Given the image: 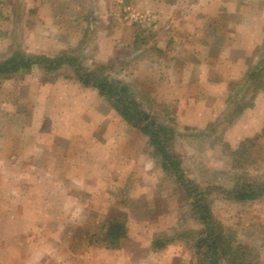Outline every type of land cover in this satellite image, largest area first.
<instances>
[{
    "label": "rangeland",
    "instance_id": "rangeland-1",
    "mask_svg": "<svg viewBox=\"0 0 264 264\" xmlns=\"http://www.w3.org/2000/svg\"><path fill=\"white\" fill-rule=\"evenodd\" d=\"M34 1L0 0V107L21 113L15 122L23 129L25 147L21 165H16V170H21L22 217L19 224L9 222L0 229V243L7 246L1 248L6 253H0V264H111L110 260L112 264H200L199 259L211 254L210 242L217 246L212 255L216 264H264V191L258 198L242 201L231 192L236 187L243 192L249 185L250 190L254 187V193L259 185L264 188V116L256 133L232 135L230 145L226 130L223 133L221 128L216 135L206 127V103L199 107L195 101H180L179 108L171 103L170 88L161 86V54L154 51L161 48V42L153 39L161 25L158 21L153 23L151 12L142 11L149 2L114 1L100 12L95 10V3L92 6V0H72L82 5L75 7L81 15L69 22V15L65 14L50 20L51 13L42 4L46 0H37V7ZM51 2L52 11H62L60 0ZM99 13H103L100 24L94 22ZM131 14L141 20L129 17L133 27L117 18ZM120 23L128 25L126 37L131 32L145 37L137 39V35L132 43L128 39L127 45L123 44L126 39L122 43L111 42L110 33L125 34ZM62 49L69 54L65 55L68 60L77 58L89 69L97 71L105 66L99 73L108 75L113 84H129L132 98L141 102L140 108L151 120L173 129V137L168 134L185 173L174 171L169 160V172L162 170L161 164L166 160L162 155L161 160L160 156L151 155L147 138L109 109L105 99L92 101L96 89L77 84L69 66L45 72L41 67L28 70V65L25 69L22 64L18 68L20 63L12 65L17 57L54 58ZM20 51L21 55H17ZM260 75L264 79V71ZM96 109L109 114L99 120ZM186 110L188 116L184 115ZM47 111L53 113L51 118L44 117ZM195 119L200 128L190 125ZM0 122L1 131L7 134L13 120L5 117ZM79 123L87 128V135L83 136L85 147L80 151L78 140L71 136ZM30 126L39 130L28 131L26 127ZM103 126V132L97 133ZM77 128L75 132L79 131ZM33 132L39 142L50 138L56 151H66L59 157L60 165L53 160L46 162L45 158L30 164L29 134ZM123 142L126 151L122 152L128 161L122 155L117 161H110L117 165L101 167L94 148L112 144L118 153ZM71 163L79 167L68 166ZM89 175L99 182L101 177L113 179L117 199L105 200L109 194L101 193L103 190L96 193L95 186L101 184H86ZM186 176L201 188L198 193L208 211L206 220L192 207L197 195L195 188L190 190L193 186L184 181ZM131 209L133 216L127 217L126 226L132 232L126 234L125 224L120 221L123 237L115 248L110 247L112 221L123 220V211ZM191 209L197 212L193 214ZM105 211H113V215L107 217ZM18 225H22L21 230ZM11 237H15V244L9 241ZM151 238L168 242L165 248L157 249L153 240L147 245Z\"/></svg>",
    "mask_w": 264,
    "mask_h": 264
},
{
    "label": "crops",
    "instance_id": "crops-1",
    "mask_svg": "<svg viewBox=\"0 0 264 264\" xmlns=\"http://www.w3.org/2000/svg\"><path fill=\"white\" fill-rule=\"evenodd\" d=\"M114 1L121 2V0H92L91 4L93 7L96 4L95 10L101 12V8L107 10L111 2L116 3ZM141 1L149 2V5L144 7L146 10L142 11L151 12L154 19L153 23L158 21V25H161V30L156 33V36L152 37L153 39L156 38L155 43L161 42V48L154 49V51L161 54V71H164L161 86L167 85L170 88V92L173 94L171 103L178 104L177 108L181 107L180 101L189 102L190 104L195 101L199 107L201 103L203 105L206 103L208 105V109L205 112V116L208 119L205 123L206 127L209 126L210 131H213L216 135L219 129L222 128L221 131L223 133L226 130L225 135H228V143L230 145L232 144L229 138L232 135H243L245 133V136H247V134L256 133L258 130L256 127L264 116V105L262 104L264 101V79L260 74L255 73L256 67L259 66L261 55H264V0ZM39 3L35 0L34 7H37ZM72 3V0H60V5L63 8L60 12L52 11L54 6L51 5V0H46V3L43 2L42 4L50 11V20L53 16L57 17L65 14L69 15V22H74L81 15L75 7L78 9L82 5L79 2ZM124 6L126 5L123 3L121 7L124 8ZM71 8H74L73 11ZM123 8H120L119 11L121 12ZM77 14L78 16H76ZM122 16L117 15L119 21L129 22L133 27L132 20L125 16L122 18ZM102 17L103 13H99V17H96L94 22L100 24ZM120 24L124 26V28L121 27L122 30H125V34L122 33L117 36L110 33L109 39L111 42L118 43L119 41L122 43L126 39L123 44L127 45L129 40L132 43L137 35H139L137 39L145 37L140 32L137 34L131 32L129 37H126L128 35V25ZM152 34L151 32L147 35ZM61 51L65 50L62 49ZM77 84L81 85L79 82ZM81 86L84 87L83 85ZM87 88L90 89L92 87ZM101 99L103 97L96 94L92 101L96 103ZM13 107L11 108L13 109ZM96 110V118L100 120L105 119L106 115L109 114L108 112L112 109H107L108 112ZM85 113L87 112H83V114ZM188 113L192 114L190 111ZM20 114L15 109L3 111L0 107V120L5 117L13 120V126L7 128L9 129L7 134L1 131L0 122V229L5 228V225L9 222L19 224L22 217L21 170L17 171L16 165L18 163L21 165V152L25 150V147L24 143H22L23 137L21 135V130L23 129H21V125H16L15 122L20 117ZM43 115L45 118H51L53 113L47 111ZM184 115H187V110ZM193 123L190 125L201 127L197 119ZM80 125L81 123L77 126L79 128L74 127L71 132V136H74L75 140L79 142V151L85 147L83 136L87 135V128L84 125ZM129 127L135 129L131 126ZM183 127L187 128V126ZM76 128L79 129L78 132H75ZM26 129L34 132L39 130L37 126L34 128L31 126L26 127ZM126 129L130 131L129 128L126 127ZM83 130L84 132L82 133ZM103 130L104 126L96 131L97 133H102ZM135 130L138 131L139 135L147 138L141 131ZM34 132L29 134V139L31 140L29 148L31 150L29 153L30 164L32 165L33 160L37 161V159L45 158L46 162L51 161L53 163V160L60 165L59 157L65 154L64 152L66 151H56L50 138H45L44 142H39ZM91 134H94V130L91 131ZM147 142L148 140H146ZM103 148L106 150L102 151ZM94 149L97 152L96 160L99 159V165L103 168H107L109 164L117 165V162L114 164V162L110 161H117L118 157L122 155L124 160L128 161V156L122 152L123 150L126 151L124 142L118 153L117 149H112V144L110 146L104 144L100 146L99 144ZM143 149L141 148V150ZM101 161L103 164H107L106 167L103 166ZM68 166L79 167L73 163L68 164ZM17 176L18 178H16ZM90 182L101 184L100 187L97 186L96 188L95 186L94 191L97 193V191L101 192L103 190L101 193L109 194V196L105 195V200L117 199L115 196L116 186L113 179L101 177L99 182L95 177L89 175L85 183ZM118 183L120 184V180H118ZM19 198L20 201L18 200ZM132 210H122L125 214L123 220L117 218L113 220V222L122 221L125 224L126 234L132 232L131 227L126 226L128 224L127 217L133 216ZM99 213H101V210ZM110 214L113 215V211L104 212L107 217ZM21 226L18 225L17 228L21 230ZM9 239L10 242L16 243L15 237ZM152 240L153 238L148 239L147 245L151 244L150 241ZM118 244L120 243L118 242ZM2 246L4 249L7 246L3 242L0 243V253L5 255L6 250L2 252ZM112 261L110 260L111 264Z\"/></svg>",
    "mask_w": 264,
    "mask_h": 264
},
{
    "label": "trees",
    "instance_id": "trees-1",
    "mask_svg": "<svg viewBox=\"0 0 264 264\" xmlns=\"http://www.w3.org/2000/svg\"><path fill=\"white\" fill-rule=\"evenodd\" d=\"M20 52H17V55H21ZM23 54V53H22ZM65 55H69L65 53V51H61L56 57L50 58L47 56H31L30 58H23V57H17L15 60H12V65L15 67L17 66V63H20L18 65L21 67V64L24 66V69L28 65V70L32 67H38L42 68L46 71H52L55 69H58L62 66H69V68L72 71L73 78L79 82L84 87H92L96 89L97 94L108 104V107L112 110H114L129 126L134 127L141 131L145 136H147L148 144L151 149V155L154 157L163 156V159L166 160V163L162 162L161 168L162 170H165V172H169L170 167L169 164H167V161L169 160V163L171 164V168L174 171L179 172V174L185 173V170L181 166V157L177 152L172 148V139L173 137V129L169 130L166 129L164 125H160L157 122H154L151 120V117L146 114L141 108H140V101L136 98H132V93L129 92L130 87L129 84L126 82H121L120 84H113L108 79V75H102L99 72L103 69L105 66L100 67L97 71L93 69H89L85 64L79 62V60L76 58H72L71 60H68ZM262 59L259 62V66H257L255 73L261 74L264 71V55L261 57ZM70 61V64L68 65L67 61ZM3 68V67H1ZM13 69V67L11 66ZM69 69V70H70ZM98 72V73H97ZM254 73V72H253ZM252 75V74H251ZM170 132L171 136L168 134ZM169 135V136H167ZM170 144V148H169ZM173 150V152L171 151ZM163 161V160H162ZM184 177V176H183ZM187 177V176H186ZM185 182H189L193 187L190 189L195 188V194L193 198V209L198 210L201 212V219H207L206 213L208 211H205V206L201 203L200 200L203 198L200 196L198 191L201 189L199 184L197 182L191 181L190 178H185ZM183 182V181H182ZM178 183V182H177ZM179 184V183H178ZM180 186V185H179ZM252 185H249L245 189V191L240 192L237 191L238 188L236 187L235 190H231L232 195L242 201L247 199H255L262 195L264 188H260L258 192L254 193L252 192V188L250 190ZM219 188V187H218ZM189 189V188H188ZM212 189V188H211ZM203 194V192H200ZM201 197V198H200ZM192 210V209H191ZM193 214H195L197 211L192 210ZM195 212V213H194ZM195 217V215H193ZM113 222V221H112ZM123 223L120 221H114L113 222V228L109 230V246L114 247L118 244V240L123 237ZM125 235V234H124ZM201 239H198V242H201ZM214 241V239H212ZM168 242H160V241H154L153 244L155 245V248H163V246ZM206 242V241H204ZM160 243V244H158ZM209 251H211V254L207 256L206 259H199L200 264H216L217 259L215 256L212 257V255L216 254L217 246L213 243H208ZM212 245V246H211ZM199 245H196V247ZM231 250V248H230ZM247 264H254L248 262Z\"/></svg>",
    "mask_w": 264,
    "mask_h": 264
},
{
    "label": "built area",
    "instance_id": "built-area-1",
    "mask_svg": "<svg viewBox=\"0 0 264 264\" xmlns=\"http://www.w3.org/2000/svg\"><path fill=\"white\" fill-rule=\"evenodd\" d=\"M125 17H126V18L132 17L134 21H136V20H137V21H141V20H139V19L137 18L138 16H136V18H135L134 15H132V14H131V15H125Z\"/></svg>",
    "mask_w": 264,
    "mask_h": 264
}]
</instances>
